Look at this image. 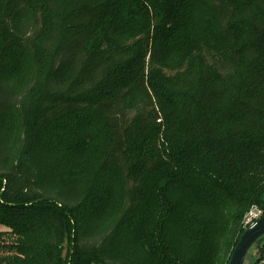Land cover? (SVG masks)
I'll return each instance as SVG.
<instances>
[{
	"label": "trees",
	"instance_id": "1",
	"mask_svg": "<svg viewBox=\"0 0 264 264\" xmlns=\"http://www.w3.org/2000/svg\"><path fill=\"white\" fill-rule=\"evenodd\" d=\"M254 206L264 0H0V264H229Z\"/></svg>",
	"mask_w": 264,
	"mask_h": 264
},
{
	"label": "water",
	"instance_id": "2",
	"mask_svg": "<svg viewBox=\"0 0 264 264\" xmlns=\"http://www.w3.org/2000/svg\"><path fill=\"white\" fill-rule=\"evenodd\" d=\"M264 245V216L257 223L246 229L240 237L229 264H245L252 247L259 248Z\"/></svg>",
	"mask_w": 264,
	"mask_h": 264
},
{
	"label": "built area",
	"instance_id": "3",
	"mask_svg": "<svg viewBox=\"0 0 264 264\" xmlns=\"http://www.w3.org/2000/svg\"><path fill=\"white\" fill-rule=\"evenodd\" d=\"M263 216H264V208L258 206L252 207L244 218L243 221L244 230L254 226L257 223V221ZM263 262H264V252L261 253L260 258L255 264H262Z\"/></svg>",
	"mask_w": 264,
	"mask_h": 264
},
{
	"label": "rangeland",
	"instance_id": "4",
	"mask_svg": "<svg viewBox=\"0 0 264 264\" xmlns=\"http://www.w3.org/2000/svg\"><path fill=\"white\" fill-rule=\"evenodd\" d=\"M9 243L10 239L6 238V240L4 241V243ZM261 254L259 253V249L256 248L255 246L251 248V250L249 251V254L246 258L245 264H255L257 263L258 259L260 258ZM264 264V262L262 263Z\"/></svg>",
	"mask_w": 264,
	"mask_h": 264
}]
</instances>
